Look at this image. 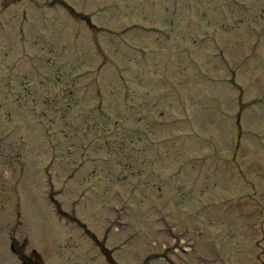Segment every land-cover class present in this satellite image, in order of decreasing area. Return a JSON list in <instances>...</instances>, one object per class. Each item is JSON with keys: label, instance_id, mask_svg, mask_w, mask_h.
Instances as JSON below:
<instances>
[{"label": "rangeland", "instance_id": "374dc122", "mask_svg": "<svg viewBox=\"0 0 264 264\" xmlns=\"http://www.w3.org/2000/svg\"><path fill=\"white\" fill-rule=\"evenodd\" d=\"M17 1L19 0H0V9L4 13V16L2 15L3 24H5L7 30L13 33V39L9 43L12 42L14 46L16 45V41L21 37L22 32L24 33V27L27 33L31 35V40H33L32 37L36 30L30 24L26 25L25 21L21 23V20L24 19L20 15L21 12L28 10V13H30L31 9H27L22 5H18L19 9L14 5L12 6V2L14 4ZM95 1L68 0L67 2L74 3L78 8H98V13L102 16L103 12L101 9L104 5L112 4L119 6L122 2L121 0H101L99 4L94 6L96 4L94 3ZM129 1L130 3L138 4L140 6L139 10L143 11V13L149 14V16H144L148 21L146 27L153 28L154 26H162L165 23L168 32L172 33V39L166 37L158 39L157 35L153 36L149 34L141 42L140 39L132 38L127 42L126 47L118 48L105 43V34L101 32V29H98L96 40L102 44V53L93 55L95 50L92 54L89 53L87 55V63H77L75 68L76 70L80 68L78 73L73 70V64L69 63L66 65L70 68V72L68 73L70 77L88 70V75L92 72V79L89 75L78 87H75L71 83L67 86H62L63 84L60 83V80L53 73L49 72L51 68L47 66L48 72L46 73V77H34L29 82L25 80L14 82L15 85L12 90L16 92L9 94L8 91H4V96H0V135L2 139L0 140V158L2 162V175L5 176L6 171L13 174L11 168L7 167L10 164L16 163L17 158L26 157L35 160L46 153L50 154L52 151H66L68 145H71L73 142L76 145L73 148L74 157L79 158L78 165L82 163V156L88 155L90 152L95 157L96 164L101 165L102 170H108L110 163L106 160L109 159H112L110 161L112 165H116V168H123L126 161H120L122 156L116 153H110L106 145L114 146L118 140H121L124 133L127 134L126 129L113 130V120L111 121V129L109 132H104L98 127L89 126L90 124L86 120V117L92 119L93 115L92 113H83L81 107L84 100L88 101L90 99V91L105 93L112 83L120 81L121 79L127 81L128 84L131 83L133 88L140 86L145 90L155 89L156 93L167 92L169 88H175L180 92L184 87L191 90V94L202 95L205 92L216 93L223 98L225 107L229 108L231 106L230 116L227 114V109H223L225 115L228 117V121H216L215 123L217 125L210 126L222 135L223 140H255V133L264 136V101L255 102L248 108H245L246 105H240L237 102L238 98H241V100L243 98V102H250L256 98L264 97V42H256V36L250 29L251 24L252 26L258 25L257 23L260 18L257 14L261 8L259 6L264 5V0H179L180 8H178L177 13L172 12L174 7L171 0ZM245 5L249 6L250 12L243 15L245 13L243 11ZM36 12L42 14L43 10L37 8ZM122 12L123 9L120 8L119 13ZM137 14V12L130 10L127 16H120L123 19L127 18V25H132L143 20V14ZM80 18L83 19V16ZM59 19L60 22L63 21L61 16ZM43 20V18H38L32 21V24L41 25ZM48 21L51 24L49 27ZM71 22L74 25L76 24L74 20H71ZM214 22H217V25H214ZM115 23L118 24L117 18H114ZM43 24L46 27L48 38L50 39L53 33L52 30L58 27V25L51 18H47V21ZM98 24L101 25V21ZM259 24V28L264 30V22ZM222 25L228 26V32L218 29ZM97 27L100 28V26ZM69 29L71 31L68 45L75 49L65 48L64 53L67 58L76 60L80 56V52H82V48L78 47L85 44L76 37L72 31L73 28ZM20 30L22 32H19ZM206 30L211 38L214 36L216 41H219L223 46L220 47L223 55L232 61L228 65L218 64L217 62L209 63L211 56L217 52L214 48L215 43L211 40L210 42L213 44H209L207 47L198 45L200 42H197V46L189 50L174 47L177 43L184 41L189 32L193 34L194 39L198 38L197 41H200L199 34H205ZM213 31H215V34H212ZM82 36L85 42H89L90 38L88 33H82ZM113 38L116 44H121L120 37L115 36ZM6 43L7 41L2 34L0 36V44L5 45ZM145 49L150 52L151 59L147 65H142L138 54ZM44 52L46 53V51ZM188 52L203 73H200L197 78L196 70L193 68L191 84L184 86V63L178 60L187 57ZM160 62L161 65H159ZM25 63L17 66L15 74L21 75L26 69H32V67H29L30 64L28 62ZM1 66L5 67L6 65L3 64ZM222 68L224 69V73L220 72ZM229 68L233 73V79H231V76H227ZM172 73L177 75L176 78H173ZM204 74L217 83L211 85L206 81H201L202 79H206ZM41 78L43 79L41 80ZM142 78H146L145 83L141 82ZM8 80L2 78L1 82L4 84L3 90L9 89ZM47 81H50L49 84H47ZM205 83L209 84L212 88L206 86ZM24 90L25 92H23ZM242 93L244 96H239ZM80 96H85V98ZM155 97H149L148 100ZM175 98L173 97V99ZM57 100L59 101L58 103H56ZM199 100V97L194 98V101ZM97 101L104 103L105 95L96 98ZM164 103H166V100L161 104L159 110L162 109ZM172 105L174 106L173 103ZM15 107L18 109H15ZM239 107L243 111L242 129L240 131L237 130L236 126ZM151 109L154 111L156 107ZM152 110L148 114V124H151L152 119L157 120V117L153 116ZM193 113H198L195 107L190 109V115H193ZM53 118L56 119V126ZM192 118L195 119V117ZM194 123L187 124V127L193 133L197 130V125ZM35 124L40 125L38 128L42 130H38ZM230 127L235 132H239L241 138L237 133H231ZM199 128H206L203 131L208 132V128L205 125ZM145 129L149 130L151 134V139L147 137L145 140H160V137L153 133L150 128ZM173 131L175 130L167 129L164 131V136H170V133ZM65 133L71 136L75 135L78 139L82 137L83 140H68L64 136ZM205 136L208 137V134H205ZM98 138H105L107 140H96ZM201 139L204 140L205 138L202 137ZM63 140H68V144ZM262 140H264V137ZM88 166L90 169L93 164L89 163ZM19 167L16 166V170L20 169ZM116 168H111L113 174L109 172L105 174L106 183L117 182L118 186H127L125 181L118 179L119 174L116 173ZM84 169L86 170V168ZM43 175V173L40 174V177H43ZM44 183L45 180L39 179L30 198L27 199L26 195L21 197L22 202L24 201L21 208L22 220L27 225L26 234L30 238V250L39 249L46 264H63L62 254L55 244V240H57V242L62 244L60 247L64 254H71L74 250L73 254L68 258V264L87 263L85 256L76 252L81 247V241L78 235L74 234V230L76 229H73L71 232L72 238L67 239L66 243L63 244L65 238H68L70 229L66 223H60L53 216L51 206L48 205L46 196L43 194L42 185ZM111 189L115 190V187L111 186ZM128 192L129 189H126L125 193ZM14 193L16 194V188L10 186V182L0 177V194L8 200V203H4V211L0 209V213H4L7 217L4 222L16 212L13 204L9 201L13 198ZM79 195L81 198L80 201L74 204L77 211L76 215L90 229L93 231L96 230L100 239L104 240L107 237V246L115 250L114 257L121 264H142V259L145 254L149 253V246H152L153 242H156L155 250L162 247V243L166 240L169 232L168 230L167 232H163L164 230L159 229L160 226L163 228L164 224L157 222V217L159 215L164 216V214L169 215L171 218V220H168L177 235L186 232L188 240L193 239L196 242V252L190 255L187 261L177 260L175 264H205L209 259H213L217 264H219V261L221 262L220 264H230L229 261L231 263L235 262V264H254L252 254L253 238L249 233L239 232L235 238L224 236L221 241L215 235L214 229H207L206 234H200V229L202 232H205L203 228L193 230L187 227V225H191L196 220L191 211L202 210L201 207L203 206L199 202L197 205L194 204V206L187 207V209L181 208L180 210H176L169 205L166 197H160L156 190L152 191L151 198L147 201L139 200L141 196L138 194L137 198L133 199V202L129 204V208H132V214L127 219L128 222L125 221V226L122 225L118 231L112 228L109 232L107 229L110 228L114 220L115 213L113 210L115 205H108V201L104 199L90 202L91 196L88 194ZM111 200L116 201L120 199L118 195L112 194ZM38 204L43 213L38 209ZM65 205L70 209L69 211L73 210L70 206L69 197L65 198ZM98 205H100V209H98ZM149 209L151 210L150 214L153 216L151 220L154 224L150 222L147 225L149 228H154L155 225L157 228L156 231L146 235L141 234L140 236L135 233L134 237L128 243L122 245L124 240L123 236L132 233L133 231H130L131 229L137 228L141 220L140 210H143L144 215ZM218 210H221V208L202 210L199 222H205L207 219L213 220L214 216L221 215V212ZM128 223L129 225H127ZM104 225L106 231L102 228ZM8 240L9 232L5 229L2 230L0 227V241L2 242L0 250L7 248L11 250V246H7ZM76 246L79 248H74ZM199 253L201 254L200 258L197 257ZM0 264H7V261L0 257ZM155 264L167 263L157 261Z\"/></svg>", "mask_w": 264, "mask_h": 264}]
</instances>
